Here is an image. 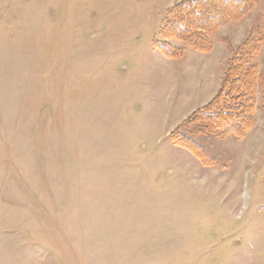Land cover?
Here are the masks:
<instances>
[{"label":"rangeland","instance_id":"374dc122","mask_svg":"<svg viewBox=\"0 0 264 264\" xmlns=\"http://www.w3.org/2000/svg\"><path fill=\"white\" fill-rule=\"evenodd\" d=\"M180 1L0 0V264H264L263 84L243 137L187 122L264 0L169 57Z\"/></svg>","mask_w":264,"mask_h":264},{"label":"trees","instance_id":"16d2710c","mask_svg":"<svg viewBox=\"0 0 264 264\" xmlns=\"http://www.w3.org/2000/svg\"><path fill=\"white\" fill-rule=\"evenodd\" d=\"M258 1L260 0H181L170 10L169 17L163 24V40L157 42L158 47L166 56H176L181 48L167 41L176 38L196 50L209 51L217 29L226 22L243 16ZM263 41L264 28H253L235 47L226 62L219 90L187 120L191 123L198 117V127L195 130L204 129L219 136L232 132L243 137L254 126L255 95L259 84L264 86V73L260 72L255 58ZM262 107L264 108V90ZM177 133L173 132L171 136L174 144L190 150L200 159L198 152L184 140L186 136Z\"/></svg>","mask_w":264,"mask_h":264},{"label":"crops","instance_id":"0c3cea01","mask_svg":"<svg viewBox=\"0 0 264 264\" xmlns=\"http://www.w3.org/2000/svg\"><path fill=\"white\" fill-rule=\"evenodd\" d=\"M213 37H214V36H213ZM213 37H212V48H213V44H214V43H213ZM212 48H211L208 52H210V51L212 50ZM204 53H207V52H204ZM161 54H162V53H161ZM163 56H164V55H163ZM165 58L170 59V58H168V57H165ZM219 88H220V87H219ZM219 88L217 89V91L219 90ZM217 91L212 93V96L210 97V99H211V98L217 93ZM206 103H207V102H206ZM206 103H205V104H206ZM203 106H204V104H203ZM203 106H202V107H203ZM185 117H186V116H185Z\"/></svg>","mask_w":264,"mask_h":264}]
</instances>
